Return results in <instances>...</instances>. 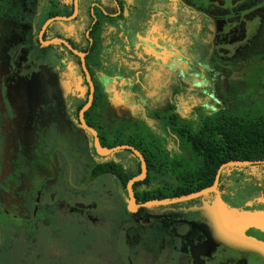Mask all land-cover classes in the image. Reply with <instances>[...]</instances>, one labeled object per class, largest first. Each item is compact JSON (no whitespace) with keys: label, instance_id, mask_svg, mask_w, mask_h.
Instances as JSON below:
<instances>
[{"label":"flooded vegetation","instance_id":"obj_1","mask_svg":"<svg viewBox=\"0 0 264 264\" xmlns=\"http://www.w3.org/2000/svg\"><path fill=\"white\" fill-rule=\"evenodd\" d=\"M164 1L173 5L171 10L177 20L170 13L162 14L157 9L160 2ZM245 1L78 0V13L74 19L51 22L42 36L44 42L40 31V49L37 50L24 47L28 33L25 32L27 9L22 18H16L22 25L24 37L23 45H19V34L18 43L9 51L10 56L15 58V68L22 67L20 57L23 55L34 56L32 61L42 63L39 72L30 73L31 80L40 78L41 83L45 84L57 78L63 86L61 89L51 86L50 89L56 96L57 93H64L67 102L54 103L51 108L48 103L20 102L19 93L30 88L22 86L24 83L20 82L15 92L18 98L8 103L9 122L17 143L15 147L11 139L8 153L15 154L19 159V143L27 142L28 134L34 137L36 126L41 124L46 125L56 141H46L40 148L35 146L37 153L34 154L36 161L33 163L29 159L18 163L19 168L30 166L28 174L22 176L23 181L17 178L20 175L19 168L15 169L12 165L15 178L8 186L6 183L0 184L4 190L5 187L11 189L9 193L1 190L0 214L9 216L21 228H26L24 238L14 230L13 241L5 243L0 227V251L15 242L20 243L25 247L20 251H23L27 260L23 264H81L83 258L89 264H264V257L259 253L232 247L224 241H214L221 232L219 219L214 220L222 212L221 203L231 205L227 200L228 195L231 194L233 202L240 199L241 194L253 190V175L247 172L253 165L240 167L242 170L233 175L232 172L224 173L229 168L226 167L220 175L216 191L176 201L187 197H175V193L182 185H186L185 176L187 172L194 171L195 166L179 172L176 154H144L149 149L145 150L142 146L145 137L142 131L146 123L151 131L155 127L166 126V136L177 139L178 118L195 127L212 115H233L226 109L219 114L206 115L210 112L206 108V117L202 115L197 119V113L194 112L192 118L195 119L189 120V116L183 117L181 110L178 111L176 95L179 91L185 92L187 84V90H190V81L183 86L181 79L187 77L184 79L186 82L191 79V75L194 78L198 76L187 74L186 69L189 61L192 64L194 60L202 61L199 58L204 53L201 45L209 42L203 36V31L208 29V32L216 35L221 33L223 27L224 32L227 20L230 22L231 18L241 16L242 13L237 9L241 4H246ZM206 2L210 4L206 9L220 10L223 14L205 15L200 6ZM46 3L48 11L52 6L63 8L71 4L69 0H46ZM81 5L84 8L88 6L90 10L91 21L88 23L91 27L101 18L99 40L90 38L92 28L85 30V35L82 34L81 20L75 26ZM74 12L75 0L70 16H52L46 22L54 17H71ZM104 15L106 18H103ZM164 19L166 22L163 25ZM213 20L217 24H210ZM56 22H61L55 31L56 36L49 37L50 33L46 36L49 26ZM161 24L165 31L160 27ZM166 26L175 31L185 28L195 34L197 38L191 40L193 47H190V53L185 52L186 40L167 33ZM55 39L64 40L85 55V63L94 84L93 102L89 107L91 87L82 59L64 43L46 44ZM55 44H61L69 60L75 59L76 65L69 62L67 65L64 58L55 56V52L51 53L50 48ZM82 48L87 49L82 52ZM184 59L189 60L187 64ZM171 74L175 75L174 79ZM160 76L166 83V77L170 78L168 86L163 85V82V88L159 86ZM69 83H79L80 86L73 89L66 86ZM85 87L88 90L86 98H83ZM169 89L175 96L171 102L163 99V94H167ZM36 94L40 98L44 93ZM158 103H167L166 110L170 111L168 117L162 118V106ZM147 111H151L150 115H147ZM125 125L129 126V133L119 129ZM184 125L187 126V123ZM97 137L102 147L112 149L129 146L140 154L125 148L101 155L96 148ZM190 155L194 159L193 165H196L197 160ZM141 157L147 171L143 179L132 186L133 208L129 183L143 173ZM39 173L45 178L32 187L30 181L34 182L33 174ZM243 177L249 179L244 180ZM263 183L258 182V185ZM260 189L263 191V188ZM218 195L220 200L215 204L203 200L190 208H178L182 203ZM4 202H9L10 209L1 208ZM245 235L264 243V232L256 228L250 227ZM9 250L15 251L13 247Z\"/></svg>","mask_w":264,"mask_h":264},{"label":"rangeland","instance_id":"obj_2","mask_svg":"<svg viewBox=\"0 0 264 264\" xmlns=\"http://www.w3.org/2000/svg\"><path fill=\"white\" fill-rule=\"evenodd\" d=\"M27 1L28 0H4L2 16L0 18V184L6 183V186H8L10 181L15 178L13 175L15 171L13 170L14 167H12V165L17 169L19 168V162H25V160L29 159L30 163H33L36 161L34 154L37 153L35 146L40 148L41 144L46 141H50L51 143H55L56 141V139L53 138L52 132H49L46 125L41 124L38 127L36 126L34 137H31V135L28 134L27 142L24 138L23 141L25 142L19 143V159L15 154H12L11 152L8 153L10 150L11 139L13 140L15 147L17 146L16 141H14L15 137L13 138L14 131L12 132L9 122V113L7 111L9 108L8 103L9 101H16L18 98L15 92L20 87V82L24 83L22 86L30 87L23 93H19V98H21L19 100L20 102L48 103L49 108H51L54 103L58 102L60 104L67 102L64 93H57L56 96L53 89H50L51 86L57 88L63 86V84H59L60 81H58L57 78H54L49 83L45 84L41 83L40 78L39 80L36 78H34L33 81L31 80L32 77L30 76V73L39 72L41 66L40 63L42 62L32 61L34 60V56L28 55L27 57L23 55V58L20 57L23 62L22 67L16 69L14 63L15 58L10 56L9 51L15 47L16 43H18L19 30L22 28V25L17 22L16 18H22L26 14V9L28 8ZM245 2L246 4H241L237 9V11L242 13L241 16L231 18L230 22L228 20L225 22L226 25L223 29L224 32H222L223 27H221V33H217L216 35L208 32V29L203 31V36H205L209 42H204L201 45L204 53H202V56L199 58H201L202 61L194 60L192 64L188 59H184L186 64L189 61L186 73H194L198 74V76L194 78L191 75V79L186 80V82L184 79L187 77L181 79V82L184 83L183 86L186 85L187 81H190V90H187V87H189V84H187L185 92L179 91L176 95V105H178V111L181 110L183 117L189 116V120L195 119L192 118L194 116L192 113L195 112L197 113L198 119L199 116L202 115L203 117H206V115L222 113L225 109L238 117H264V0H246ZM208 6H210L209 2H206L204 6H200V8L205 11V15H215L217 13V15L223 14L220 10H218V12L217 10L211 11L206 9ZM172 7L173 5L164 1L160 2L157 9L160 10L162 14L170 13L173 19L177 20V17L174 16V11L171 10ZM162 22L164 25L166 20L164 19ZM222 22H224V19H222ZM210 24L217 23L213 20ZM160 27L164 30L162 24ZM166 30L167 33H171L172 35L179 36V38L186 40L184 44L186 47V53L192 51L190 48L193 47L191 40L197 37L191 30L188 31L185 28H180L175 31L170 26H166ZM214 32L217 31L214 30ZM200 33L202 34V30H200ZM220 34L222 35L220 36ZM184 72L182 74H184ZM174 76V74H171L172 79H174ZM169 79L170 78L166 77L165 80L169 83ZM162 82L163 85L168 86V83L164 82L160 76L159 86L163 88ZM68 85L73 89L80 86L79 83L66 84V86ZM87 90L88 89L85 87L82 93L83 98H86L85 93ZM41 92L44 94H41V97L39 98L36 93ZM171 92L172 90L169 89L167 94L164 93L163 99L171 102L172 98H175V96H172ZM158 105L162 106V118L168 117L170 111L168 112L166 110L167 103H158ZM206 108H208L210 112H207L205 115L204 110ZM199 111L201 114H199ZM150 113L151 111H147V115H150ZM113 118L115 119V117ZM209 118H213V115ZM185 123H187V125L191 124L185 120H181L178 125H184ZM145 126V129L142 131L145 134L144 142H142V146L145 150L149 149L163 154H176L179 172L188 171L194 167V159H192L189 149L185 145L186 143L184 139H179L178 137L175 139L166 136L168 128L164 125L162 127H155L153 131H151L148 123H146ZM44 129H47L46 133L44 132ZM119 129L125 130L126 133H129L127 132L129 126L125 125ZM22 157H24V159H22ZM20 168L19 174L21 176L18 175L17 178L22 180V176L28 174L30 166L27 168ZM228 169H232V167L226 168L225 171ZM247 172L248 174H250L249 172L252 173L253 182L256 183V185L253 186L252 191L248 190V197L246 198L248 200L244 197L240 202H237L235 207L231 208L230 212L222 211L215 217L214 220L219 219L221 232L224 230L227 233L230 231L246 233L250 228L248 225L249 223L257 220H264V183L258 185V182L261 183L264 181V164L249 167ZM33 177L34 182L30 181L32 187L35 183H40L45 178L41 173L33 174ZM29 178L32 179V176H29ZM243 179H249V177H243ZM260 188H263V191H261ZM5 189L6 190H4L3 187H0V200L2 194L1 190L8 193L11 192L9 187H5ZM7 198L9 199L10 197L8 196ZM218 199L220 200L219 195L217 197H204L196 202L179 204L178 208H190L192 205H197L203 200H207L209 204H215ZM8 203L9 202H4V205H2L1 208L10 209V204ZM220 207L223 209L222 204ZM19 225L20 224H18L16 220L0 214V227L5 236V243L7 241H13L11 238L14 230H16L17 233H21L23 238L25 237L26 228H21ZM12 247L15 251L9 250ZM24 248L25 247L18 242L13 243L10 247L6 246L5 249L0 251V264L26 263L27 260L25 259L23 251H20V249L23 250ZM81 264H89V261H86V258H83Z\"/></svg>","mask_w":264,"mask_h":264},{"label":"trees","instance_id":"obj_3","mask_svg":"<svg viewBox=\"0 0 264 264\" xmlns=\"http://www.w3.org/2000/svg\"><path fill=\"white\" fill-rule=\"evenodd\" d=\"M3 2L4 0H0V18L2 16ZM69 2H71L70 6L66 5L63 8L62 6H52L50 11H48L46 0H28L26 2L28 7L27 16L25 17V23L27 25L25 32L28 33L24 47H32L34 50L40 49L38 36L44 23L52 16H70L73 12V0H69ZM82 2L84 3V1ZM103 18H106V16L104 15ZM80 20L83 24L80 28L83 35H85V30L92 28L90 38L93 40H99L101 38V32L99 33L98 31L101 25V18L91 27V24L88 23L91 21L88 6L84 8L81 5V13L78 20L74 23L75 26ZM60 23L56 22L49 26L45 35L47 36L50 33L49 37L54 38L56 36L55 31ZM68 25L73 26V24ZM22 29L19 30L21 39L19 45H23L22 39L24 33H21ZM50 49L51 53L55 52V56L64 58L67 65L69 63L76 65L75 59L69 60L61 44H55ZM86 49L82 48L81 51L84 52ZM179 121L180 118H178L177 122V136L179 139H184L185 145L188 147L190 154L197 160V163L194 165V171L187 172L188 175L185 176L186 185H182L178 189L175 197L193 195L211 187L218 170L226 163L237 161H264V117H238L231 114L219 115L213 118H205L195 127L178 125ZM144 154L163 153L147 150ZM240 170L242 168L235 167L227 170L225 173L232 172L233 175L234 172ZM255 184L253 182V186ZM231 191L228 193H231ZM230 196L231 194L228 195L227 200L229 199L231 205L226 202L224 203L228 211L232 207H235L241 199L248 197L247 194H241L240 199L232 202Z\"/></svg>","mask_w":264,"mask_h":264},{"label":"water","instance_id":"obj_4","mask_svg":"<svg viewBox=\"0 0 264 264\" xmlns=\"http://www.w3.org/2000/svg\"><path fill=\"white\" fill-rule=\"evenodd\" d=\"M77 13H78V0H75V12H74L73 16H71V17H54V18L49 19L45 23V25L43 26V28L41 30V33H40L41 40H42V36H43L46 28L48 27V25L51 22L58 21V20H60V21L72 20V19H74L77 16ZM42 42H44V41L42 40ZM55 42L64 43L65 45H67L70 48V50H72L73 53H75V54H77L78 56L81 57L83 69H84V72L86 73L87 80H88V82L90 84V87H91V95H90V100H89V104H88V107H89L91 105V103L93 102L94 84L91 81V76H90V73H89V71L87 69L86 63H85V55L83 53L78 52L77 50H75L70 44H68L67 42H65L62 39H55V40H53L51 42H46V44H51V43H55ZM93 133L96 135V133L94 131H93ZM96 148H97L98 153L101 154V155H108V154L114 153V152H116V151H118L120 149H125V148H129V149L133 150L135 152V154H140L136 149H134L133 147H129V146H118V147H115V148H112V149L102 147L100 145V143H99V138L98 137L96 138ZM141 159H142V162H143V173H142L141 176L132 179L131 182L129 183L130 197L132 199L131 206L133 208H134V205H133L134 194H133L132 186H133V184L136 181L142 180L143 177L146 174V171H147L146 163H145L143 157H141ZM258 164H264V161H237V162L226 163L223 166H221V168L219 169V172H218L217 177H216V182H215V184L213 186H211V187H209L207 189H204L202 191H199V192H197V193H195L193 195L187 196L185 198L177 199L176 201H183V200H188V199H191V198H197V197H201V196H204V195H207V194H209L211 192L216 191L220 175H221L222 171L226 167H247V166H251V165L254 166V165H258ZM222 208L223 209H221V211H223V212H230L231 211V210L228 211L225 208V204H222ZM248 225L250 227L256 228V229L264 232V220H262V221L261 220L253 221L252 223H249ZM214 241L215 242L224 241V242H226V244H228V245H230L232 247L243 248L245 250L247 249V250L253 251L255 253H259V254H261L264 257V243L254 239L252 237L246 236L245 233H241V232H238V231H233V232L230 231V232L227 233V232H225L223 230V232H220L219 235L216 236V239H214Z\"/></svg>","mask_w":264,"mask_h":264}]
</instances>
